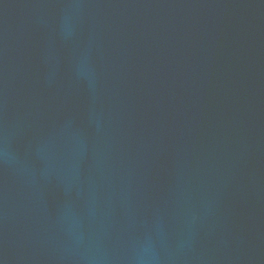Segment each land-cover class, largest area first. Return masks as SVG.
Masks as SVG:
<instances>
[{
    "label": "water",
    "instance_id": "1",
    "mask_svg": "<svg viewBox=\"0 0 264 264\" xmlns=\"http://www.w3.org/2000/svg\"><path fill=\"white\" fill-rule=\"evenodd\" d=\"M0 264H264V0H0Z\"/></svg>",
    "mask_w": 264,
    "mask_h": 264
}]
</instances>
